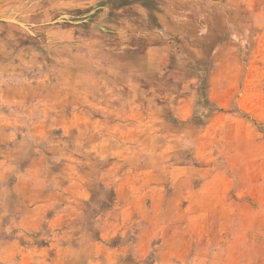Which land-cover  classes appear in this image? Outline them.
Wrapping results in <instances>:
<instances>
[{
  "label": "rangeland",
  "instance_id": "1",
  "mask_svg": "<svg viewBox=\"0 0 264 264\" xmlns=\"http://www.w3.org/2000/svg\"><path fill=\"white\" fill-rule=\"evenodd\" d=\"M0 264H264V0H0Z\"/></svg>",
  "mask_w": 264,
  "mask_h": 264
}]
</instances>
